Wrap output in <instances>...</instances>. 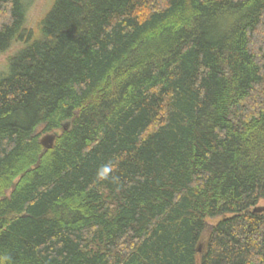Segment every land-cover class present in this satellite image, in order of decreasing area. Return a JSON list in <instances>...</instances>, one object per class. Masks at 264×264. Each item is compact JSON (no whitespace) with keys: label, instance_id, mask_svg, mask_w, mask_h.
<instances>
[{"label":"trees","instance_id":"16d2710c","mask_svg":"<svg viewBox=\"0 0 264 264\" xmlns=\"http://www.w3.org/2000/svg\"><path fill=\"white\" fill-rule=\"evenodd\" d=\"M25 24L0 0V52L24 45L0 264H264V0H54Z\"/></svg>","mask_w":264,"mask_h":264},{"label":"rangeland","instance_id":"374dc122","mask_svg":"<svg viewBox=\"0 0 264 264\" xmlns=\"http://www.w3.org/2000/svg\"><path fill=\"white\" fill-rule=\"evenodd\" d=\"M22 3L26 14L25 29L31 30L35 29L39 20L48 13L54 0H22ZM23 46V43L15 41L9 49L0 52V78L9 74L10 59L16 56ZM259 206L264 207V201ZM222 219L221 216L214 218L210 220V224H215Z\"/></svg>","mask_w":264,"mask_h":264},{"label":"water","instance_id":"95a60500","mask_svg":"<svg viewBox=\"0 0 264 264\" xmlns=\"http://www.w3.org/2000/svg\"><path fill=\"white\" fill-rule=\"evenodd\" d=\"M54 140H55V137L54 136H47L45 137L43 140H42V145L46 148V149H51L53 147V144H54ZM254 212L255 213H261V212H264V207H256L254 209ZM201 251V249H199V252Z\"/></svg>","mask_w":264,"mask_h":264},{"label":"clouds","instance_id":"9594fccd","mask_svg":"<svg viewBox=\"0 0 264 264\" xmlns=\"http://www.w3.org/2000/svg\"><path fill=\"white\" fill-rule=\"evenodd\" d=\"M108 172H109V168L107 166H104L98 171V177L100 179H104L107 177Z\"/></svg>","mask_w":264,"mask_h":264}]
</instances>
